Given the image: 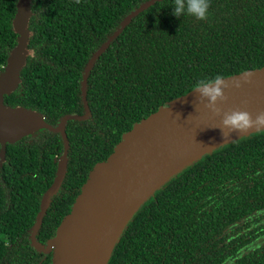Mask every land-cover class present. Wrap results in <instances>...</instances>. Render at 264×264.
<instances>
[{
    "label": "trees",
    "instance_id": "1",
    "mask_svg": "<svg viewBox=\"0 0 264 264\" xmlns=\"http://www.w3.org/2000/svg\"><path fill=\"white\" fill-rule=\"evenodd\" d=\"M146 0H31L27 56L7 106L40 112L55 127L82 114L81 79L92 52ZM18 0H0V71L17 43ZM174 0H156L132 17L94 61L85 119H68L63 180L35 234L54 235L92 166L123 132L197 86L264 66V0H209L203 20L174 17ZM1 148V144H0ZM0 161V264H49L30 243L51 184L61 134L42 128L4 145ZM107 264H264V129L203 155L144 201Z\"/></svg>",
    "mask_w": 264,
    "mask_h": 264
},
{
    "label": "water",
    "instance_id": "2",
    "mask_svg": "<svg viewBox=\"0 0 264 264\" xmlns=\"http://www.w3.org/2000/svg\"><path fill=\"white\" fill-rule=\"evenodd\" d=\"M31 0H18L12 20L17 43L0 71V161L4 145L42 128L61 134L62 154L51 184L43 192L39 210L31 226L30 243L39 252H51L49 264H107L124 227L140 205L173 175L216 148L264 129L255 124L264 113V66L221 77L222 97L210 104L195 88L179 95L134 122L123 132L110 154L96 162L75 196L71 208L45 243L35 239L51 195L58 190L66 171L68 139L65 122L85 119L89 114L86 80L94 61L132 17L153 1L146 0L130 11L119 26L92 52L81 79L82 114H66L55 127L48 126L42 114L23 106H7L3 96L15 90L20 70L31 54L28 20ZM214 87L215 80L208 83ZM247 112L252 124L244 129L226 126V114Z\"/></svg>",
    "mask_w": 264,
    "mask_h": 264
},
{
    "label": "clouds",
    "instance_id": "3",
    "mask_svg": "<svg viewBox=\"0 0 264 264\" xmlns=\"http://www.w3.org/2000/svg\"><path fill=\"white\" fill-rule=\"evenodd\" d=\"M209 0H174L171 14L174 17L181 15H190L197 20H203L208 14ZM222 81L219 76L215 77L214 87H209L208 82H198L195 90L199 91L202 96H207L210 104L219 97H222L221 85ZM223 123L233 128L244 129L252 124L247 112L233 111L226 114ZM255 124H264V113L256 116Z\"/></svg>",
    "mask_w": 264,
    "mask_h": 264
},
{
    "label": "flooded vegetation",
    "instance_id": "4",
    "mask_svg": "<svg viewBox=\"0 0 264 264\" xmlns=\"http://www.w3.org/2000/svg\"><path fill=\"white\" fill-rule=\"evenodd\" d=\"M46 242V241H45ZM48 253H51V252H48Z\"/></svg>",
    "mask_w": 264,
    "mask_h": 264
}]
</instances>
